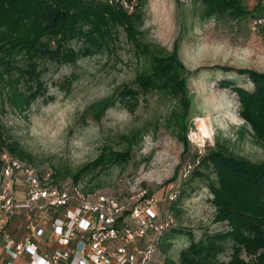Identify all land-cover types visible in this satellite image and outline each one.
<instances>
[{"label":"rangeland","instance_id":"374dc122","mask_svg":"<svg viewBox=\"0 0 264 264\" xmlns=\"http://www.w3.org/2000/svg\"><path fill=\"white\" fill-rule=\"evenodd\" d=\"M256 3L244 0L249 10ZM204 11L202 0H146L136 42L118 27L107 48L80 54L75 62L39 60L44 94L22 113L10 105L9 86L0 77L3 135L22 153L4 149L42 176L49 174L56 183L76 182L73 174L80 167L103 150H124L123 136H130L128 160L108 162L77 182L83 184L86 192L113 195L125 205L144 191L154 198L152 208L157 219L171 216L172 227L182 233L175 236L166 253L160 251L163 234L149 233L133 244L137 252L147 242L158 239L159 248L150 264H164L166 257L178 262L180 252L192 240L227 229L225 222L214 221L209 180L205 176L192 177L198 154L218 147L252 161L264 160V145L253 138L251 128L239 115L237 94L221 85L223 80H230L235 86L253 90L248 75L240 70L264 72V19L257 26L255 21L261 16L206 17ZM174 43L180 60L191 72L187 77L191 101L185 146L180 139L185 129H180L171 114L173 109H179L175 98L160 89L140 93L129 111L126 105L131 99L119 94L124 85L136 87L134 80L139 73L151 70V53L171 50ZM69 45L83 51L89 44L73 39ZM16 60L18 65L26 66L25 57L19 55ZM16 75L13 71L12 76ZM19 87L26 86L20 83ZM114 93V104L95 120L89 111L91 104ZM201 129L206 130V137ZM200 170L214 179L211 170ZM172 200L176 202L171 204ZM24 219L18 216L8 225L6 233L11 239L27 235ZM48 236L54 238L50 229L41 237L42 242H47ZM121 243L115 240L114 246ZM228 245L219 254V261L229 259Z\"/></svg>","mask_w":264,"mask_h":264},{"label":"trees","instance_id":"16d2710c","mask_svg":"<svg viewBox=\"0 0 264 264\" xmlns=\"http://www.w3.org/2000/svg\"><path fill=\"white\" fill-rule=\"evenodd\" d=\"M255 1L256 6L251 10L245 6L244 0H202V3L206 17L215 14L227 15L232 19L264 17V0ZM145 2L0 0V77L9 86L8 101L12 108L22 113L44 94L39 60L75 62L80 54L107 48L118 27L124 30L130 41L136 42L143 22ZM256 12L259 14L256 15ZM73 39H82L89 45L83 51L74 50L69 45ZM19 55L25 57L26 66L17 64ZM13 71L17 72L16 77L12 76ZM190 73L180 60L177 43H174L171 50L160 49L151 53V70L139 73L134 80L136 87L124 85L119 94L131 99L126 107L132 111L140 93L163 90L179 102V109H173L171 114L180 129L184 130L191 101L187 88ZM240 73L248 75L254 85L252 91L235 86L230 80H223L221 85L237 94L240 117L251 128L253 138L264 145V72L242 69ZM20 83L26 87L20 88ZM114 95L91 104L89 111L95 120H99L114 104ZM185 131L180 136L184 146L187 145ZM123 139L124 150H103L73 174L74 184L83 175L93 173L108 162L128 160L132 141L127 135ZM4 148L17 155L22 153L15 143L8 142L4 137L0 122V153ZM197 157L193 171L189 172L192 177L205 176L209 180L214 221L225 222L227 229L204 234L197 241L192 240L180 252L178 262L166 257L164 264H264V160L252 161L218 147H210ZM199 168L211 170L215 174L214 179ZM174 200L171 204L176 202ZM180 233V229L173 227L164 232L160 251L166 253L172 240ZM187 234L191 237L190 232ZM226 244H229L230 257L226 262L219 261V254L225 251Z\"/></svg>","mask_w":264,"mask_h":264},{"label":"built area","instance_id":"2783aa9c","mask_svg":"<svg viewBox=\"0 0 264 264\" xmlns=\"http://www.w3.org/2000/svg\"><path fill=\"white\" fill-rule=\"evenodd\" d=\"M257 19L260 26L264 17ZM83 187L80 182L56 183L3 149L0 264H150L158 239L137 252L133 244L149 233L160 236L171 229V216L157 219L154 198L144 191L125 205L116 196L85 193ZM18 216L25 217L28 233L13 240L6 229ZM48 229L54 238L46 237L43 244ZM115 240L122 243L114 246Z\"/></svg>","mask_w":264,"mask_h":264},{"label":"bare ground","instance_id":"6f19581e","mask_svg":"<svg viewBox=\"0 0 264 264\" xmlns=\"http://www.w3.org/2000/svg\"><path fill=\"white\" fill-rule=\"evenodd\" d=\"M201 132L203 133V137H206V130L205 129H201Z\"/></svg>","mask_w":264,"mask_h":264}]
</instances>
